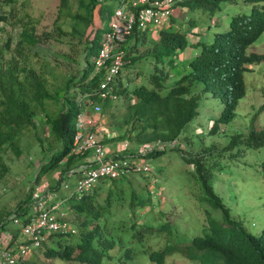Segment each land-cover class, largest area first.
<instances>
[{
    "label": "trees",
    "instance_id": "trees-1",
    "mask_svg": "<svg viewBox=\"0 0 264 264\" xmlns=\"http://www.w3.org/2000/svg\"><path fill=\"white\" fill-rule=\"evenodd\" d=\"M17 1L0 0V22L9 21L4 6H12L10 14H14ZM126 1L128 0H78L76 10H73L70 0H61L59 10L73 18L72 34L83 37L94 21L97 8L101 19L110 18L116 7ZM237 1L177 0L175 6L189 8V21L172 16L170 25L159 31L157 39L146 41L149 45L147 47L151 48L145 52L138 47L143 43V33L137 31L121 47L126 62L139 66L140 62L143 63L140 66V75H144L148 60L156 64L151 80L129 87L120 79V75L113 82L114 93L120 97L125 96L128 101L126 109L129 112L125 121L127 128L115 140H128L132 146L130 151L140 154L149 164L152 163L151 158L176 152L184 164L192 166L188 172L189 178L199 183L200 187L196 200L213 206L221 213L222 219L212 217L209 209L205 207L208 226L204 227V234L193 236L188 241H181L175 236L177 229L174 220L163 211L152 214L157 217L148 216L139 222L137 207L151 204V197L145 195L148 187L138 190V186L144 178L149 183V178L143 172L133 173L132 179L129 176L122 177L114 180L113 185L108 187L103 182L80 199L69 198L59 212H74V222L80 229V235L59 237L58 244L45 251L47 257L58 258L69 264H134L138 258L146 255L148 261L165 264L168 256L180 253L199 264H264V228L258 232L253 231L242 218L234 216L233 208L216 192L213 182L216 169L230 165L241 151L264 148V125L256 123L258 114L264 110V104L251 119L250 132L233 133L228 136L225 145L204 143L197 149L182 137L187 131L186 126L200 115V102L205 94L222 99L223 109L214 118L210 134L224 133L223 126L237 117V107L246 96L245 73L253 70L250 65L264 61V53L249 51L264 34V0H246L252 5L249 13L233 15L227 31L216 30L212 41L199 42L198 55L186 61L182 68L176 69L179 54L190 44L189 31L200 25V21L204 23L201 18L207 16V13L211 20L216 13L219 17L224 2ZM26 16L25 18L17 13L16 22L21 27L19 40L15 44L14 54L0 66V162H4V155L9 151L21 156L22 138L28 127L37 128L35 118L38 115L37 107L41 105L44 115L41 123L45 124L41 134L44 133V136L38 133L37 137L41 153L46 151L48 162L41 164L36 181L41 180L42 173L61 168L62 176L58 179L60 185L65 174L79 161V155L72 153L75 117L79 111L77 95L89 93L95 99L99 94V79L104 73L96 78H92L91 74L103 32L98 29L93 39L87 37L90 39L86 52L87 63L81 67L78 77H70L64 81L66 95L61 98L60 91L52 93L47 86L48 79L44 74L50 68V62L45 60L41 64V70L31 62L32 50L42 41L48 40L49 33H45L47 37L37 33L31 16ZM167 64L180 75L178 80L168 81L169 73L165 70ZM156 70L159 72L156 73ZM73 87H77V91L71 92ZM50 99L58 101L62 107L50 111L47 106ZM133 100L135 101L132 102ZM105 104L109 106L108 103ZM103 115L106 116L105 112ZM46 132L48 136L45 135ZM191 137L201 139V135ZM151 143H162L166 149L155 147L147 154L140 152L143 145ZM129 180L131 191L127 195L124 185ZM157 180L156 194H159L162 192L159 187L164 180ZM105 191H108L107 197L103 199L102 193ZM42 194H47V191ZM183 195L186 196L185 191ZM130 198L131 207L123 214L118 213L124 201ZM31 211L30 205L28 209L17 210L16 213L23 215L24 223H27L30 220L27 214ZM178 213L179 207H174L168 214ZM113 219L119 221L108 223ZM109 224H118L117 227L123 235L107 236L104 228ZM14 238L13 242L19 238L23 241L27 236L18 237V234H14ZM33 262L34 259H30L26 263L34 264Z\"/></svg>",
    "mask_w": 264,
    "mask_h": 264
},
{
    "label": "rangeland",
    "instance_id": "rangeland-1",
    "mask_svg": "<svg viewBox=\"0 0 264 264\" xmlns=\"http://www.w3.org/2000/svg\"><path fill=\"white\" fill-rule=\"evenodd\" d=\"M77 1L70 0L73 10H76ZM128 2L130 3L131 0H128ZM60 4L61 0H18L14 7V14H10L13 9L12 6H4L3 9L8 13L10 22H0V66L14 54V50L16 49L15 44L19 40L21 27L16 22L17 13L25 18L27 17L26 15H30L36 24L37 33L44 37H47L45 33H49L48 40L42 41V43L32 50L31 62L39 70H41V64L45 60L50 62V68L44 74L48 79L47 86L53 93L56 90H60L59 96L63 98L66 95L64 81H67V78L70 77H78L81 73V67L87 63L86 52L89 40L93 38L96 29L99 28L101 18L99 8H97L95 10L94 21L87 28L85 36H74L72 34L74 29L73 18L68 13L64 15V13L60 12ZM221 6L222 9L219 17L217 13L214 16L217 20L216 26L212 25L209 31H206V27L201 28L198 26L195 29V33L190 34L189 37L193 39L194 43L210 40V34H213L215 27L219 32L227 31L233 15L240 12L249 13L252 9V5L246 2V0H238L236 3L224 2ZM181 16L184 18L188 15L183 13ZM201 19L207 26L212 24L208 13L207 16ZM109 23V17L102 19L103 27L101 28V32H104L109 27ZM225 27L226 29H224ZM158 31L151 30L150 37L148 36V38L142 39L143 43L138 45L142 52L151 48L147 47L149 45L146 44V41H149L151 38L156 39ZM249 51L264 53V34L253 44ZM190 56H195V52L190 51ZM182 57H186V54H182ZM142 64L140 62V66ZM155 65V63L148 60V64L146 65L147 70L145 69L144 75L138 76L141 67L138 64L127 62L120 79L129 87L138 86L143 81L151 80V73L152 70L154 71ZM178 68L182 67L179 66ZM250 68L253 70L245 73L246 96L239 103L237 117L228 125L223 126L225 132L216 135L210 134L208 130L209 125H211L215 117L220 115L223 105L220 97L205 94L200 102V115L186 126L187 131L182 136L187 139V143L197 147V149H200L204 143L209 145L211 142H216L220 145H225L228 141V136L233 133L249 132L251 119L264 104V61L254 66L250 65ZM165 70L169 73V82H174L179 79L175 75L176 70H173L169 64L166 65ZM158 72L159 70H156V73ZM146 83L148 84V82ZM70 91H77V87H73V90L71 89ZM81 97L82 95H77V101ZM82 98L83 101H86L87 95ZM127 102L123 95L117 99H109V106H106L105 102L100 103L103 106V113L105 112L106 115L103 116L102 113L101 120L104 125L119 131V133L115 131V134L121 135L127 128L125 122L129 113L126 109ZM47 106L50 111H53L60 109L62 104L50 99L47 101ZM37 110L38 115L35 118L37 128L28 127L26 129V133H24L22 138L23 152L21 156H16L12 151H9L4 155V162H0V226L2 225L1 220L4 219L7 220V226L11 227L10 225L13 223V220L10 217L17 210L29 208V183L35 181L34 178L40 174L41 164L45 163L47 158L46 151L41 153L40 143L37 137L38 133L44 136V133L41 134V129L45 126L44 123H41V120L44 118L42 106L39 105ZM256 123L263 125L264 110L258 114ZM45 130L47 131V127H45ZM203 131L205 134L201 139L197 140L191 137L202 135ZM45 135L48 136V132ZM191 139H194V141H191ZM111 144L115 145V143ZM187 147H189L188 144ZM240 153V155L234 157V161H231L230 165L221 166L216 169L213 179L214 187L223 197L224 201L233 208L235 215L242 218L249 229L258 232L264 228V150L249 149L246 152L241 151ZM151 162L153 164L152 169L158 170V177L164 180L159 187L162 192L157 195L152 193L156 186V181L153 182L154 180H150L151 183H148L144 178L139 183L138 190L146 187L151 188L149 193L148 188L145 191V195L151 197V204L137 207L140 214L139 220L143 221L148 216H153L152 214H157L159 211L167 214L171 208L179 207V213L173 215L174 224L177 229L175 236L181 241H188L196 233L201 232L203 228L202 220L199 216V206L196 201L199 187L194 180H190L188 173L192 169V166L190 167L184 164L182 158L176 152H169L160 157L151 158ZM160 168H164V170H160ZM154 169L153 171H155ZM55 171L42 173L40 181H48L54 188L59 190V185L56 183L58 178L55 179L57 177ZM129 178L132 179V175ZM113 181L107 183V186L113 185ZM130 183L131 181L129 180V183L126 182L124 185L127 195L131 191L128 186ZM133 185L137 186V183L133 182ZM183 191H185L186 196L183 195ZM107 192L102 193L103 199L107 197ZM130 201L131 198L124 201L123 206L118 209V213L123 214L127 211L131 207ZM73 214L74 212L70 211L69 220L75 224ZM213 214L217 217L221 216L219 211H214ZM117 221L119 220L113 219L108 223ZM117 225L109 224L107 228H104L105 234L115 237L123 235ZM34 254V257H32L35 260L34 264H63L58 259L54 260L53 258L45 256V252L42 250ZM134 264L154 263H149L145 258L140 257ZM166 264L196 263L181 258L180 255H174Z\"/></svg>",
    "mask_w": 264,
    "mask_h": 264
},
{
    "label": "clouds",
    "instance_id": "clouds-1",
    "mask_svg": "<svg viewBox=\"0 0 264 264\" xmlns=\"http://www.w3.org/2000/svg\"><path fill=\"white\" fill-rule=\"evenodd\" d=\"M152 1L153 0H131L130 3L128 1H126L125 3H122L121 5L117 6L116 9L114 10V12L112 13V15L110 16L109 27L101 34V37L99 40V46H98V53L94 57V60H93L94 69H93V73L91 74V77L96 78L97 76L104 73L103 77H100V79H99L100 85L98 88L99 94L96 96L97 99L96 98L93 99L92 95L89 93L88 94H82V97L87 95V98L85 99L86 101H83L82 97H81V99H79V101H77V98H76V103L79 106V111L75 117L76 130H75V133L73 135V151H72V153L79 155V161L76 165H73L71 167V170L69 169V171L65 174V179L60 183L59 190L57 188H54L52 186V184L49 183L48 181H40V180L36 181V177L34 178L35 181H32L31 183H29V187H30V189H29V193H30L29 207L31 205L32 211L30 213H28L27 216L30 218V220L27 223H24L23 215H19L16 212L12 217H10V219L13 220V223L10 225L11 227L7 226V220H4V219L1 220L2 225L0 226V261H2L1 259H2L3 252L4 253L5 252H11L12 255L16 259V264H27L26 262H28L30 259H32V257H34L35 252L41 251V250L43 252H45L47 249H50L53 245H57L58 244L57 240L59 237L79 236L80 235V229H79L78 225L74 224L73 222H71L69 220L70 213L69 212H59L62 209L61 208L62 205L71 197H73L75 199H80V198H82V196L85 193L90 192L96 186L102 184L103 182L106 184V187H108L107 183H111L113 180H119L122 177L130 176L133 173H142L143 172L145 177L149 178V180H148L149 183H151V181L154 180L153 182L156 181L155 182V185H156V183L158 181L157 178H159L158 177V174H159L158 170H155L153 168L155 170V171H153L152 167H150L153 165L152 163H150V164L147 163L145 160H143L140 157V154L132 153V151H130V149H132V146L128 140H120V139L115 140V138H117V136H120L119 134H115V131L117 133H119V131L114 130V129H112V127H108L107 125L103 124V121L101 120V115L103 113V106L100 105V103H103V102L108 103L109 99L120 98V96H118L114 93L115 87L113 85V82L115 81V79L118 76H120L122 74V71L127 64V62L125 61L124 51L121 49V47L129 39V37L131 36V34L134 31L143 33L142 37H141V42H142L143 41L142 39H146V38H148V36L150 37V34H151L150 31L151 30H153V31L159 30L160 31L161 29L168 27L171 23L172 16H174L178 19H186L185 22L189 21V19H187L188 16L184 17V18H183V16H181V14H183V13L188 15L189 14V8L185 7V6H177V5L175 6L177 0H170L171 12H170L169 17H168L166 22H164L161 25H156L154 21L149 20L148 22L145 23L146 25L143 26L141 24V21L144 18L141 17L140 15L143 12H145L147 9H149V10L154 9V4L152 3ZM120 8H124L126 10H131L132 12H134L135 13V23L133 25L131 33L128 34L126 36L125 40L121 41L116 48L117 51L123 52L122 65L120 66L118 72L108 82L107 87L103 88L102 83L108 80V74L110 72V68L113 65L115 57L110 59L109 61H107L103 65H98L97 59L99 56V52H100V48H101V45L103 42L104 35L109 32L111 22L113 21V18L115 16L116 12ZM100 18H101V16H100ZM212 25H215V26L217 25V20L215 18L212 19ZM198 26L201 28L206 27V31H209L211 28V26H207L206 24L202 23L201 21H200V25H198ZM198 26H196V27H198ZM102 27L103 26H102V19H101V24H100L98 29L100 30ZM196 27H194V29L192 31H189V33H188V39L190 41V44H189V46H187V48H185L179 54V57L176 60V63H178L176 69H178L179 66L183 67V64L186 61L192 60L199 53V48L197 47V44H199V42H201V41L194 43L193 39L189 37L191 33H195ZM98 29H96L93 38L95 37V34H96ZM224 29H226V27ZM216 30H217V28L215 27L214 32ZM159 31L157 32V37H158ZM214 32H213V34H210L211 38L208 41H211V39H213ZM145 35H146V37H145ZM93 38H91V39H93ZM203 42H207V41H203ZM193 45H195V46H193ZM189 51H194L195 56H190V54H188ZM184 53L186 54V57L183 58L182 54H184ZM153 72L154 71L152 70V73ZM175 75H177L180 78L179 74H175ZM138 76H142V75L138 74ZM78 96H80V95H78ZM97 107H100L99 111H97ZM237 109H238V107H237ZM80 116H82L81 119H79ZM89 122H90V124L94 123L93 126L90 128V130L96 136V143L90 147L84 148V147H82V142L77 141L76 138H77L78 134H86L87 133V131L83 127H85L87 125V123H89ZM213 122H214V119H213ZM213 122L211 123V125L213 124ZM211 125H209V128H208L209 131H210ZM250 125H251V122H250ZM263 125H264V123H263ZM249 132H250V127H249ZM248 133H243V134H248ZM204 134H205V132L203 131L201 137ZM107 139H109V140H107ZM111 143H115V145L111 144ZM212 143H216V142H211L209 145H211ZM155 147H157L158 149H166V146H164L162 143H159V144L151 143L150 145H143L140 148V152L147 154L149 151H152ZM261 150H264V148ZM98 153L104 154V156H103L104 159H103L102 163L98 162L96 159V156ZM46 162H48L47 159H46L44 164H46ZM105 162H110V165L115 164V163H119L122 166L123 170H125L127 167L124 165L125 162H128L129 164L133 163L134 167L130 168V170H127L125 172L121 171L120 175L117 177H113L111 175H104L103 169H102L99 172V176L96 178L95 181H93L91 184H84L83 182L86 179L85 172L100 169L102 164H105ZM55 170H57V169H55ZM55 170H49L48 172L55 171ZM55 172L57 173V177L55 179H57V178L59 179L62 176V174L60 173V169L55 171ZM45 173H47V172H45ZM58 179L56 180L57 184H58ZM74 181H75V183H74ZM44 182H46V184H44ZM195 183L199 187V183H197L196 181H195ZM156 188L157 187L155 186L154 192H152V193L156 194V191H157ZM148 189H150L149 191H151V188H148ZM44 191H47V194L43 195L42 193ZM36 194H39L41 197H43L46 200V203L48 206V214L54 218V221H50V223L51 222L55 223L56 227H54L53 229H50L52 227L49 226L50 225V223H49V225H47L46 227L43 228L41 233L29 235V234L25 233L24 230H25V227L32 221V219L38 216V212L35 211V205H36V201H37V198L35 197ZM196 201H197V204L199 206V216L202 220L203 228L201 229V232L196 233L194 236L204 234V227L208 226V222L206 220V214L204 211L205 207H207L209 209V212L211 213L212 217H214L215 219H218V220L222 219L221 216L217 217L213 214L214 211H218L213 206L208 205V204H203V203H201L200 200H196ZM147 205H149V204H147ZM172 209L173 208H171V210ZM167 215H170L171 219H173V215L168 214V213H167ZM233 215L236 216L234 212H233ZM139 222H141V221H139ZM14 234H18V237L26 235L27 238L24 239L23 241L21 238H19V239H16L15 242H13L15 239ZM174 255H180L181 258H184V259H187L193 263L199 264L196 261H193L189 258L182 256L180 253H175L173 255L168 256L167 261L171 257H173ZM45 256H46V254H45ZM143 258H145L146 261L149 263H154V262L148 261V257L146 255ZM53 259L55 260L56 258H53ZM167 261H166V263H167ZM61 262L64 264L63 261H61ZM33 263H35V260ZM65 264H69V263H65ZM154 264H156V263H154Z\"/></svg>",
    "mask_w": 264,
    "mask_h": 264
},
{
    "label": "built area",
    "instance_id": "built-area-1",
    "mask_svg": "<svg viewBox=\"0 0 264 264\" xmlns=\"http://www.w3.org/2000/svg\"><path fill=\"white\" fill-rule=\"evenodd\" d=\"M152 3L154 4V9H147L140 15L144 18L141 21V24L143 26H145V23L149 20L154 21L156 25H161L167 21L171 12L170 0H153ZM134 23L135 13L131 10L120 8L116 12L113 21L111 22L109 32L104 35L99 56L97 59V64L103 65L114 57L115 60L113 62L112 67L110 68L108 80L102 83L103 88L107 87L108 82L118 72L120 66L122 65L123 52L117 51L116 48L118 44L121 41H124L126 36L131 33ZM99 110L100 107H97V111ZM81 118L82 116L79 117V119ZM93 124H90L89 122L85 127H83L87 131L86 134L77 135V141L82 142V147L84 148L90 147L96 143V136L90 130ZM103 156V153H98L96 156L97 161L102 163L104 159ZM124 165L127 166L125 170H123L122 166L119 163L110 165V162H105V164H102L100 169L85 172L86 179L83 183L91 184L99 176V172L102 169L104 175H111L113 177H117L120 175L121 171L125 172L127 170H130V168L134 167L133 163L129 164L128 162H125ZM35 197L37 198L35 211L38 212V216L33 218L32 221L25 227L24 231L29 235L41 233L43 228L49 225L50 221H54V218L48 214V206L46 200L39 194H36ZM49 226L52 227L50 229H53L54 227H56V224L51 222ZM1 260L2 261H0V264H16V259L11 252H3Z\"/></svg>",
    "mask_w": 264,
    "mask_h": 264
},
{
    "label": "crops",
    "instance_id": "crops-1",
    "mask_svg": "<svg viewBox=\"0 0 264 264\" xmlns=\"http://www.w3.org/2000/svg\"><path fill=\"white\" fill-rule=\"evenodd\" d=\"M188 54H190V51L188 52ZM56 91H60V90H56ZM56 91H55V92H56ZM51 92H52V91H51ZM55 92H54V93H55ZM60 92H61V91H60ZM60 92H59V93H60ZM52 93H53V92H52ZM74 183H75V181H74ZM74 183H73V184H74Z\"/></svg>",
    "mask_w": 264,
    "mask_h": 264
}]
</instances>
